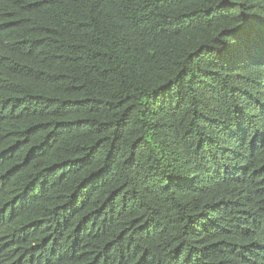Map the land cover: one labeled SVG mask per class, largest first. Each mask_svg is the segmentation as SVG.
<instances>
[{
    "label": "trees",
    "instance_id": "trees-1",
    "mask_svg": "<svg viewBox=\"0 0 264 264\" xmlns=\"http://www.w3.org/2000/svg\"><path fill=\"white\" fill-rule=\"evenodd\" d=\"M0 264H264V0H0Z\"/></svg>",
    "mask_w": 264,
    "mask_h": 264
}]
</instances>
